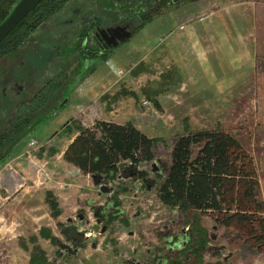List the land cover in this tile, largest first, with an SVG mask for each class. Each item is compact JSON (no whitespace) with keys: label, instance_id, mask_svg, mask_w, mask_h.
Returning <instances> with one entry per match:
<instances>
[{"label":"rangeland","instance_id":"1","mask_svg":"<svg viewBox=\"0 0 264 264\" xmlns=\"http://www.w3.org/2000/svg\"><path fill=\"white\" fill-rule=\"evenodd\" d=\"M194 1H169L160 16L200 18ZM81 11L102 15L103 26L129 15L100 0H70L29 35L10 65L26 61L28 70H35L27 72L32 90L55 76L60 81L29 130L0 148V264H30L37 250L48 264H264V252L243 233L207 214H199L207 236L202 248V234L193 232L188 215L158 199L167 175L162 166L171 165L176 140L218 124L210 116L198 117L193 101L180 94L184 80L164 57L158 29L149 23L139 28L136 16L139 29L129 41L110 54L89 58L79 50L74 26L79 18L71 22ZM6 65L0 58V71ZM108 70L115 74L102 79ZM29 93L12 86L4 96L0 89V137ZM102 120L133 124L157 140L155 160L138 168L126 165L116 181L104 183L68 164L63 152L78 128ZM31 140L38 147H30ZM137 170L145 171L150 182L134 177Z\"/></svg>","mask_w":264,"mask_h":264},{"label":"trees","instance_id":"2","mask_svg":"<svg viewBox=\"0 0 264 264\" xmlns=\"http://www.w3.org/2000/svg\"><path fill=\"white\" fill-rule=\"evenodd\" d=\"M16 1L0 0V21ZM69 1L43 0L1 43L0 58L18 52L29 35L44 20L61 12ZM169 1L103 0L109 8L128 12L122 21L140 17L139 28L163 14L170 6ZM113 13L117 18L119 13ZM58 88L54 87L53 91ZM46 90L29 105L18 108L0 137V148L16 142L33 125L51 97L52 93ZM156 145L157 140L133 124L102 120L92 127H79L63 158L97 183L114 182L126 165L138 168L154 161ZM162 170L167 175L157 189L158 199L164 206L188 215L187 223L193 232L202 234V248L207 244V236L199 214H207L219 225L237 229L264 252V202L257 195L258 169L252 154L239 139L220 128L190 131L176 140L171 165L162 166ZM147 175L145 171H133L134 177L149 183ZM30 264L48 263L37 250Z\"/></svg>","mask_w":264,"mask_h":264},{"label":"crops","instance_id":"3","mask_svg":"<svg viewBox=\"0 0 264 264\" xmlns=\"http://www.w3.org/2000/svg\"><path fill=\"white\" fill-rule=\"evenodd\" d=\"M194 3L200 18L170 14L149 24L158 29L164 57L184 80L180 94L193 101L198 117L218 120L216 128L204 130L220 128L252 154L260 183L257 195L264 202V0ZM112 74L102 72V79Z\"/></svg>","mask_w":264,"mask_h":264},{"label":"flooded vegetation","instance_id":"4","mask_svg":"<svg viewBox=\"0 0 264 264\" xmlns=\"http://www.w3.org/2000/svg\"><path fill=\"white\" fill-rule=\"evenodd\" d=\"M96 1V0H93ZM102 4L105 6L103 0H100ZM171 2L175 3L178 0H170ZM114 4H116L114 2ZM76 18H79V22L75 24L76 28V34L78 37V41H81V48L79 49L82 56L88 55L87 57L93 58V57H102L107 54H110L117 48H114L112 46L108 45V42L110 41V33L112 28L119 26V25H128L133 32H135L138 29V26H135L134 23L136 22L135 18H132L131 20H125L120 21V23H115L107 26H103L102 22V15L101 16H87L85 15L84 11H81L79 14L75 16L74 19H71V22H73ZM91 44L92 46L88 47V44ZM92 47V48H91ZM5 60V62L8 64L5 67L2 68L0 71V89L4 91L5 93L12 89V86H17L20 91H24L25 89L28 91H31L29 93V96L27 97V100L21 101L18 103L15 107V112L13 117L17 114L18 108L29 105L32 101H34L37 96L47 89V93H52L50 99L48 100L47 104H49L54 97L55 93L53 91L54 87L58 86L59 77L55 76L51 78L50 80L46 81L45 85L40 87H35L34 90L31 89L33 86V80H31V77L27 73L28 71L34 72L35 70L32 69L28 70L29 66L26 61L18 63L16 66L10 67V65L14 62L15 58H17V52L13 56H3L1 57ZM25 64V65H24ZM9 67V68H8ZM22 82V85L19 86V83ZM23 83H26L28 86L27 88L24 87ZM25 88V89H24ZM27 92V91H26ZM28 93V92H27ZM31 95V96H30ZM6 103V102H5ZM0 106H3V100L0 103ZM3 109H0V114H3ZM12 119V118H10ZM9 119V120H10Z\"/></svg>","mask_w":264,"mask_h":264},{"label":"water","instance_id":"5","mask_svg":"<svg viewBox=\"0 0 264 264\" xmlns=\"http://www.w3.org/2000/svg\"><path fill=\"white\" fill-rule=\"evenodd\" d=\"M43 0H17L10 8L7 15L0 21V45L9 37L17 25ZM133 30L128 25H119L112 28L109 46L118 48L132 38Z\"/></svg>","mask_w":264,"mask_h":264},{"label":"built area","instance_id":"6","mask_svg":"<svg viewBox=\"0 0 264 264\" xmlns=\"http://www.w3.org/2000/svg\"><path fill=\"white\" fill-rule=\"evenodd\" d=\"M143 106L147 109L150 110L149 108H151V105L149 104L148 101H144L143 102ZM153 113H156V111H154ZM30 147H38V142L35 140H31V142L29 143Z\"/></svg>","mask_w":264,"mask_h":264}]
</instances>
